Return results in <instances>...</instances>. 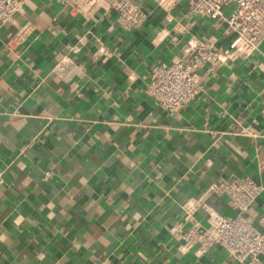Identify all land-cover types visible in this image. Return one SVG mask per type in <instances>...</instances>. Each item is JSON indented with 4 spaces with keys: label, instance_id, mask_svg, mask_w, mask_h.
Instances as JSON below:
<instances>
[{
    "label": "crops",
    "instance_id": "1",
    "mask_svg": "<svg viewBox=\"0 0 264 264\" xmlns=\"http://www.w3.org/2000/svg\"><path fill=\"white\" fill-rule=\"evenodd\" d=\"M136 2L149 13L137 29L52 0H26L0 28V264H234L219 245L179 251L172 228L205 223V207L186 211V201L234 214L225 196L206 194L214 182L235 174L264 183V40L248 59L205 75L202 92L169 115L144 86L179 52L182 27L227 39L181 4ZM25 22L30 34L7 49ZM69 54L60 77L54 65ZM263 212L264 192L247 217Z\"/></svg>",
    "mask_w": 264,
    "mask_h": 264
},
{
    "label": "built area",
    "instance_id": "2",
    "mask_svg": "<svg viewBox=\"0 0 264 264\" xmlns=\"http://www.w3.org/2000/svg\"><path fill=\"white\" fill-rule=\"evenodd\" d=\"M26 0H0V28L6 25L14 13ZM71 15L90 19L97 13L114 16L122 29H137L143 26L149 16L147 10L136 0H52ZM155 7L170 11L177 5L185 7L189 16H202L223 27L226 45H220L215 37L200 38L190 27H182L184 39L179 52L170 62H161L150 70L144 92L152 97L158 107L169 115L183 108L203 90V78L214 73L223 65L237 60L248 59L259 50L264 40V0H151ZM32 26L25 22L6 42L10 49L23 42L30 34ZM79 49L69 47L71 53ZM95 54L105 60L108 52L103 46ZM264 57V50H262ZM72 55L58 61L53 71L60 77L67 74L72 65ZM264 74V61L257 63ZM264 96V84L261 88ZM244 134L254 135L250 124L242 127ZM258 171L264 172V157L258 163ZM4 180V169L0 167V184ZM264 183L251 175H230L227 179L214 182L206 189V194L225 196L226 204L234 211L223 215L208 207L204 202L186 201L182 207L195 211L199 206L207 212L204 224L192 222L188 227L182 224L173 227L178 239V250L185 253L193 247L206 250L213 245L226 249L234 264H264V212L251 221L247 213L260 193Z\"/></svg>",
    "mask_w": 264,
    "mask_h": 264
}]
</instances>
